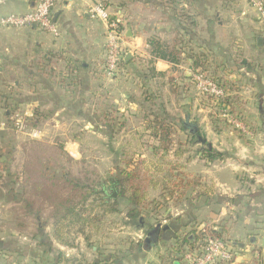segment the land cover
<instances>
[{"label":"crops","instance_id":"0c3cea01","mask_svg":"<svg viewBox=\"0 0 264 264\" xmlns=\"http://www.w3.org/2000/svg\"><path fill=\"white\" fill-rule=\"evenodd\" d=\"M168 1L62 0L53 10L59 37L53 38L32 26L16 31L21 38V41L17 42L16 37L10 36L11 32L0 31V72L17 75L26 71L27 96H31L27 100L30 109L27 110L29 120L32 127L43 126L44 131L47 124L40 117L43 109L51 107L54 117L72 113L71 117L87 118L88 114L82 113L80 103V109L71 104V96H107L113 110L119 112L116 113L118 122H124V127L127 125L132 136L130 140L127 139L128 142L133 143L137 134L143 132L144 122L141 118L138 123L128 124L126 119L139 117L140 107L144 103V97L141 96H160L159 102L162 103L164 112L169 118L174 117L176 125L178 119L192 123L194 129L202 133L206 146L223 154L222 160L213 163H206L196 155L195 159H188L185 164L187 172V163L190 162V165H194V173L200 175L204 182L211 183L215 200L219 201L218 205L214 201L212 203L204 200L193 205V223L190 225L201 229L202 226L212 223L227 231L233 222L237 232L232 237L228 233L227 236L236 239L239 248L249 245L263 248L264 31L244 0L186 1L194 23L190 30L192 35L194 34L196 45L201 48V52L213 58L218 65L219 77L232 86L233 89L227 94L236 97L233 105L236 114L232 116L245 128V133L240 131L241 136L237 135L233 126L222 119L227 127L224 123L220 124L219 132L216 133L209 118L211 109L208 105L201 104L198 107V112L202 113L198 115L200 119L191 115L190 81L184 79L191 75L189 64H171L161 59L149 62L151 49L148 40L155 38L159 42H168L178 26ZM96 2H102L111 15L122 19L125 47L130 54L124 68L112 78L105 75L103 66L106 28L101 21L90 15V8ZM180 2L183 3L182 0ZM31 4L32 0L7 2L0 6V17L23 14L30 9ZM182 6L186 7L184 3ZM25 53L27 58H21ZM148 68H152L153 72L150 73ZM69 73L77 76L79 80L73 93L61 82V78L68 77ZM169 79H174L177 95L170 92ZM15 85L17 86L18 82H15ZM162 97L165 102L161 101ZM169 109L177 113L171 115ZM91 122L93 123L91 120L83 125L82 129L92 131L102 130L104 127ZM48 125H51L52 132L62 126L53 119ZM177 127L176 133H180L184 138V141L180 142H186V136L182 135ZM104 128L107 131L108 128ZM107 132L109 141L111 134ZM2 204L13 205L5 202ZM200 213L213 214L209 216V221H202L201 224V221L196 222L197 214ZM180 220L182 221L181 218ZM16 221L9 220L10 228ZM50 225L52 226V223ZM190 225L175 224L173 230L187 231ZM38 228H41V225ZM34 240L38 245L37 257L43 256L42 264H82V261H86L82 249L86 246H83L82 240L80 243L76 241L71 247L58 245L52 239ZM3 241L0 239V264H17L14 261L23 260L24 249L15 246L16 242H9L7 245ZM28 247L30 255H33L35 251L31 242ZM55 251L61 254L63 262H55ZM91 253L96 255L95 247L91 248ZM8 259L13 261L7 262Z\"/></svg>","mask_w":264,"mask_h":264},{"label":"rangeland","instance_id":"374dc122","mask_svg":"<svg viewBox=\"0 0 264 264\" xmlns=\"http://www.w3.org/2000/svg\"><path fill=\"white\" fill-rule=\"evenodd\" d=\"M244 1L253 11L247 0ZM186 10L190 18V6H187ZM181 21L184 26L188 29L190 28V21ZM4 30H7V33L11 32L10 36L12 38L16 37L17 42L21 41L20 34L16 32L20 29ZM175 34L176 31L171 35V38H173ZM26 54L27 53L21 58H27ZM24 64L26 65V61H24ZM25 72L26 71L17 75H12L9 72H0V122L8 121L9 118L16 113L30 110L27 106V100L31 96H27L28 86ZM15 82H18L17 86ZM106 97L107 96H100L98 101H96L97 96H83V98L80 96H71V103L73 105L75 104L76 107L79 103H82V108L79 106L78 108L82 109L84 115L88 113L87 118H80L83 123L80 119L71 117L72 113L68 115L60 114L58 117H54L51 107H49L50 110L43 109L44 111H41L40 117L46 122L47 128L44 131L42 128L43 126L41 128L37 126V129L41 131V137L39 139H29L26 136L15 134L11 130L0 131V155L4 157L0 160V239H3L4 244L7 245L9 242H16L15 246L24 249L22 250V255L25 257H23V260L14 261V263L42 264L43 256L37 257L38 249L36 246L38 245L34 239L40 236H44L46 240L52 239L50 224L52 223L51 214L54 209V203L56 204L58 201H64V199L69 198L70 201L72 200V204L76 206L77 210L82 208V205L78 202L80 198L87 195V193L85 190L79 188L74 190L73 186L75 182L78 181L83 184H89L90 188H92V194L89 196L87 195L88 197L86 198L84 208L87 209L89 205H93L96 208L97 202L95 198L96 195H98L97 193L100 194L102 189L106 190V196L108 197L106 198V202L110 203L111 200H113V198L109 196L112 190L116 193V184H111L109 179L114 181L118 173L115 169L116 166L122 167V162L132 155L135 157L140 156L143 159L149 157V152L145 147L143 149L135 147L136 141H133V143L128 142L132 136L127 129V125L121 130L117 129L119 128V125H117L109 141L107 140L109 138L108 132L105 131L104 127L102 130L94 129L92 131L82 129L83 125L90 123L91 118L93 121V123H91L95 124L98 114H102L98 120L102 122L108 121V116L106 118L104 115L106 108L110 107L112 103L108 102ZM141 97L145 98V96ZM179 97L180 96H178V98ZM189 98L191 115L196 119H200L199 116L202 115V113L198 112V107L201 105L202 100H206L205 96L197 92L194 81L190 83ZM152 99L151 101L142 103L139 117L126 119L127 123H138L143 116L158 112L156 105H159V99H156L155 96H152ZM162 99L161 101L165 102L164 97H162ZM96 104L97 106H95ZM96 112H98V114ZM169 112L171 115L177 113V111L170 109ZM179 113L181 114V111H179ZM109 117L116 118L117 114L112 112ZM52 119L58 121L62 125L53 132L50 131V129H52L51 125H48ZM225 120L229 123L227 119ZM92 127L95 128L93 125ZM178 140L184 141V138L176 133L174 136V143L175 141L177 143ZM73 142L75 144H73ZM192 142L193 143H190V146L187 147V152H185L183 160L186 157L189 161L195 159L198 151L203 150V146L199 143H196V141ZM174 149L176 150V148H173L171 153ZM187 164L188 173L191 174V176L197 174L194 173V165H190V162ZM190 166H192V168ZM64 174H68V179L63 177ZM10 177L11 180L18 179L17 187L14 189V192L16 193L20 190H24L25 192L23 196L22 193H16V202L12 203L13 205L5 206L2 204L1 197L6 193L4 185L10 181ZM199 177L200 181L203 183L202 177L200 175ZM48 178L50 179L48 180ZM204 183L211 184L208 182ZM102 185L104 186L102 187ZM39 187H41V191H36L35 188ZM99 189L101 190L99 191ZM159 196V191L150 193V198L155 200L158 204H161L162 201ZM171 206V203H169L165 205L164 209L158 211L157 220L161 222V225L164 223L176 224L175 220L178 218L182 219L180 222L183 224L185 221L189 220L188 218L192 213L190 198L186 202H183L180 207L174 208ZM98 210V208L95 209L94 216L98 215ZM212 214H197L196 222L201 221V224L202 221L207 222L209 221V216H212ZM168 217L171 218L169 219L170 223L165 220ZM10 218L11 220H17L12 224L13 226L11 228V224H9ZM163 220L166 222L164 221L163 223ZM125 222H127L125 211H121L118 215L112 214L105 216L98 228L92 227V229H90L91 231L85 228L83 231L86 233L90 231L91 239L88 244L85 242L82 234L76 233L79 231L77 230V226H75L70 233L71 243L74 244L76 241L80 243L82 240L84 242L83 246H86L85 249L82 248L86 261H82L81 263L93 264L103 259L104 256L107 257L109 253L122 252L133 245L134 252L130 255H127V253L121 264H160L161 261L165 259L172 241H151V238L146 236L144 230L132 228L128 224H125ZM40 225L41 228H38ZM230 225L231 227L226 233L232 237L236 234L237 230L235 228V223L232 222ZM40 229L42 231L39 232ZM184 232L186 233L188 230L182 232L181 230H176L175 234L180 235ZM30 242L35 251L33 255H30L28 251ZM13 243H11L12 246H14ZM95 243L100 247L96 255L91 253V248L95 247ZM27 255L28 257H26ZM14 259H16V257ZM52 259L53 257H51V260ZM6 261L11 262L13 260L8 259ZM4 263L5 262H3V264Z\"/></svg>","mask_w":264,"mask_h":264},{"label":"trees","instance_id":"16d2710c","mask_svg":"<svg viewBox=\"0 0 264 264\" xmlns=\"http://www.w3.org/2000/svg\"><path fill=\"white\" fill-rule=\"evenodd\" d=\"M180 1L181 0L168 1L169 9H171L174 18L178 23L175 30L176 34L168 42H159L155 38H150L148 40V46L151 49V58L149 62L151 63L154 59H161L171 64H180L182 62L187 63L189 64L191 76L184 79L189 80L191 83V81H194V74H201L204 78L216 85L218 89L222 90L224 96L218 100L205 96L206 101L202 100L201 102V104H204L205 106L206 104L209 105L211 112L213 111V113L209 115V118L213 126V130L217 133L219 132L218 128L220 124H225L224 120H222V118L220 119L218 114L219 112H217V110L223 107V109H228L230 115H235L236 113L233 105L236 102V97L227 95L233 88L219 77L217 63L210 55L201 52V48L197 47L194 40V34L192 35V31L190 30L194 23L193 19L191 17L189 18L187 14L186 9L188 5L185 0H182L184 5H186V7H184L182 6L183 3L181 4ZM181 20L190 21V28L188 29L184 26ZM109 21L116 24L119 32H124V26L122 25L121 18L111 15L109 17ZM124 66L125 62L124 59H122L119 65L120 70L123 69ZM148 70L150 73L153 72L152 68H148ZM77 79V76L74 77L69 73L68 77L66 76L61 78V82L63 84L65 83L64 86H66L68 91L73 93L76 85L79 84V80ZM173 81L174 79H169V90L172 94L177 95V88H175L176 86ZM172 97L177 98L178 96ZM98 98H100V96H97L96 101H98ZM155 98L159 99V96H155ZM151 100H153L152 96H145L144 98V102ZM80 104L83 106L82 103ZM95 106H97V104ZM156 107L158 108V112L142 117L144 122L142 128L143 132L138 133V136L135 137V147L141 149L145 147V149L149 152V157L143 159L140 156L135 157L132 155L127 157V159L122 162V167H115L118 173L115 176L114 181L109 179V182L111 184H116V196L110 203H107L106 198L108 197L106 196V190L102 188V190L99 189L101 192L100 194L97 193L98 195H96L95 198V201L97 202L96 208L99 209L97 216H94L96 208L93 205H89L87 209L84 208L86 198L92 194V188H90L89 184H83L82 182L77 181L73 186L74 190H76V188L83 189L88 195H84L80 198V201L78 202L82 205L80 210L76 209V206L72 204V200L70 201L69 198L64 199V201H58L56 204L54 203V209L51 214V232L52 239L58 245L64 247L72 246L70 233L75 226H77V230L79 231L76 233L82 234L85 242L88 244L91 239V234L89 232L92 227L98 228L99 224L107 215H118L121 211H125L127 219L125 224H128L130 227L138 230H144L146 236H149L151 232L156 231V237L154 239L149 236L151 241H172V244L166 253L165 259L161 261L162 264H175L180 262L185 252H191L198 249L207 237L221 239L230 245L234 250L243 248H239V242L234 238L228 237L226 233L227 231H224L221 226H216L211 223L206 224L199 229L197 226L190 225L193 223L192 214H190L188 218L189 220L184 222L185 226L188 224L190 225L188 232H184L180 235L175 234V231L173 230L175 224L169 222V219H171L170 217L165 219L170 223L168 225H161V222L157 220L158 211L164 209L165 205L171 203V207L177 208L189 198L190 206L192 207L201 200L207 202L212 201V203L214 201L215 204L218 205L219 201L215 200L216 198L214 197L213 186L211 184L202 183L199 175L197 174L191 176V174L187 172L185 166L188 158L186 157L184 160L183 158L185 152H187V147L190 146V143H193L192 141H196V143L203 146V150L198 151L197 155L206 163H213L215 161L222 160L223 154L209 149L206 146L202 133L200 130L194 129V125L192 123L189 124L185 120L178 119V125H176L174 117L169 118V115L167 116L164 112L161 102L159 105L157 104ZM112 112L119 113L117 110H113L112 105L106 108L104 116L106 118L108 116L109 119L107 122L98 120L102 114L99 115L98 112H96L98 115L96 116L97 121L95 122L100 126L108 128L107 131L110 132L111 136L117 125H119V128H117L119 130L124 127V122H121L123 124H120V122L118 123L117 117H109ZM176 126H178L177 128L181 134L186 136V142L182 143L178 140L177 143L176 141L174 143ZM225 126L227 127L226 124ZM233 131L237 135L241 136L240 131H236L234 128ZM173 148H176V150L174 149L171 153ZM170 153L172 157L170 156ZM3 158L4 157L0 155V160ZM67 175L68 174H64L63 177L68 179ZM50 178H48V180ZM17 182L18 179L11 180L10 177V181L4 185L6 193L1 197L2 202H16V193H22L23 196L25 192L24 190L17 191L16 193L14 192V189L17 187ZM103 186L104 185H102V187ZM35 189L36 191H41V187ZM157 191L160 192L159 197L162 201L161 204H158L155 200L150 198V193ZM109 197H111V195ZM180 221V218L175 220V223L177 224L176 226H183V223ZM85 228L90 231L88 233L83 232ZM40 231L42 230L40 229L39 232ZM38 238L42 239L44 236H40ZM90 245L93 246L92 244ZM249 247L255 246L249 245ZM95 249L96 254H98L100 247L97 243H95ZM133 252L134 248L133 245H131L127 250L109 253L107 257L104 256L103 259H100L93 264H121L123 259L126 257L125 255L127 253V255H130ZM55 254V262H63L61 254L57 251H55Z\"/></svg>","mask_w":264,"mask_h":264},{"label":"built area","instance_id":"2783aa9c","mask_svg":"<svg viewBox=\"0 0 264 264\" xmlns=\"http://www.w3.org/2000/svg\"><path fill=\"white\" fill-rule=\"evenodd\" d=\"M15 0H0V6ZM62 0H32L30 9L20 15H6L0 17V31L4 29H24L35 26L39 30L50 34L53 38L59 37V29L53 21V10ZM255 12L260 27L264 31V0H247ZM90 15L101 21L106 28V47L104 55V72L109 78L120 73V62L128 54L125 47V34L119 32L114 22L109 21L111 14L102 2H96L90 8ZM119 18V16H118ZM195 88L202 96L218 100L223 97L222 90L204 78L201 74H194ZM219 117L227 119L235 129L245 133V128L239 121L229 114L228 109L219 110ZM28 119V120H27ZM30 115L27 112L16 113L6 122H0V131L11 130L15 134L29 139H39L41 131L31 126ZM264 264V247L254 248L246 246L234 250L230 245L218 238L207 237L201 246L194 251H187L180 262L175 264Z\"/></svg>","mask_w":264,"mask_h":264},{"label":"water","instance_id":"95a60500","mask_svg":"<svg viewBox=\"0 0 264 264\" xmlns=\"http://www.w3.org/2000/svg\"><path fill=\"white\" fill-rule=\"evenodd\" d=\"M53 21H54V19H53ZM130 58V54H127L126 56H125V58H124V62H126V61H128V59ZM202 142V141H201ZM115 196H116V193H115V191L114 190H112V192H111V197L112 198H115ZM156 232V231H155ZM150 236V235H149Z\"/></svg>","mask_w":264,"mask_h":264},{"label":"flooded vegetation","instance_id":"af4514ba","mask_svg":"<svg viewBox=\"0 0 264 264\" xmlns=\"http://www.w3.org/2000/svg\"><path fill=\"white\" fill-rule=\"evenodd\" d=\"M150 236H151L152 238H155V237H156V232H155V231L151 232V233H150Z\"/></svg>","mask_w":264,"mask_h":264}]
</instances>
